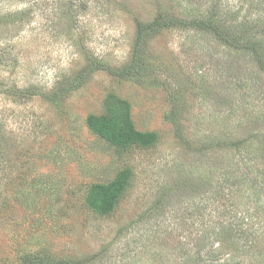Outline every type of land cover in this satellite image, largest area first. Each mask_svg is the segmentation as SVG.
I'll list each match as a JSON object with an SVG mask.
<instances>
[{"label":"rangeland","instance_id":"rangeland-1","mask_svg":"<svg viewBox=\"0 0 264 264\" xmlns=\"http://www.w3.org/2000/svg\"><path fill=\"white\" fill-rule=\"evenodd\" d=\"M29 1L0 0V83L33 94L0 95V264H227L232 257L256 264L223 232L250 198L228 214L231 202L216 190L224 173L241 174L243 156L264 140V74L214 35L182 29L150 41L148 76L109 72L131 63L139 24L155 20L161 5L201 16L205 3L75 0L77 12L59 24L63 8L41 0L28 23L3 17ZM222 5L243 19L253 1ZM97 65L62 100L42 97ZM109 95L130 104L137 131L156 134L153 146L118 147L90 129L88 118L105 115ZM238 141L254 147L240 153ZM123 172L129 178L114 210L96 213L87 202L92 188ZM206 235L213 245L200 262L197 243Z\"/></svg>","mask_w":264,"mask_h":264},{"label":"trees","instance_id":"trees-1","mask_svg":"<svg viewBox=\"0 0 264 264\" xmlns=\"http://www.w3.org/2000/svg\"><path fill=\"white\" fill-rule=\"evenodd\" d=\"M39 1L41 0H31L24 4L23 9L17 10L16 7L14 11H11L13 6H8L7 10L5 9L7 12L4 10L6 13L4 12L3 17L7 21H13V19L15 21L17 19L20 23H28V17H32L31 14L34 13V10L30 6H38ZM250 1H253V5L251 9L246 11L243 19H238L234 12V17H228L226 12L223 13V10H221V6L223 7L222 0H198V3H205L204 6H207L208 10L206 15L203 14L201 16L194 13H180L174 10L173 7L167 8L161 5L159 16L155 20L139 24L131 63L124 66L118 72L111 69H109V72L111 75L123 79H142L148 76L151 70L148 57V45L150 41L164 31L182 29L199 30L214 35L219 42H222L227 47L248 54L252 63L264 74V0H256L255 7V0ZM49 2H55L60 8H63L60 11L63 16L60 18L59 24L69 21L74 11L77 12L75 0H47L46 5H49ZM194 3L196 2H193L192 5ZM185 11H188V9ZM101 68L103 67L97 65V68H93L90 71L80 72L78 77L69 81L68 86L61 85L51 93H41V95L48 102H58L69 92L82 87L92 73L91 71ZM239 86L240 88H244V84L242 83ZM4 92L7 96L16 98L17 96L26 98L33 96L31 91L17 89L5 83H0V95ZM105 108V115L100 117L92 115L88 118V125L95 134L118 147L132 145L151 147L156 143L157 136L155 133H143L135 129L131 119V106L127 101L115 95H109L105 100ZM177 110V107L173 109V115H177ZM235 145L240 153L244 152L247 147H254L252 144L243 141H238ZM256 150V154L249 151L246 156H243L242 161L244 165H242L241 174L224 173V182H221L217 186L216 193L219 195V198H227L231 202V207L233 208L228 209L226 207L224 209L228 214H232L234 208L240 207V199L246 194L248 195L250 206L240 216L234 215L232 218H235V220L230 221L229 225L223 229V232L226 233L227 240L232 242L235 249L239 252L244 249V254L245 251H250V258L254 259L256 264H264V226H261L260 230L262 231L260 232L258 228L256 229L255 224H249V217L251 219L253 217H260L264 222V140L259 141ZM1 165L3 163L0 162ZM256 167H260L258 176L254 175V168ZM128 178V172H123L108 185L94 186L87 201L89 207L100 215L111 213L119 197L125 190ZM1 195L2 192H0ZM251 204L254 206L251 207ZM8 206L9 202L7 201L5 207L8 208ZM209 239L206 235L197 243V258H199L200 262L204 261L202 250L208 245H213L211 243L208 244ZM252 252H255V254L252 255ZM218 256V254L212 252L208 255L212 261H216ZM22 264L57 263L46 261L43 258H30L26 259ZM227 264H241V262H236L235 257H232L230 260H227Z\"/></svg>","mask_w":264,"mask_h":264}]
</instances>
